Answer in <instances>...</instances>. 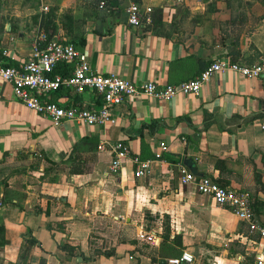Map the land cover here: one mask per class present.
Returning <instances> with one entry per match:
<instances>
[{
    "label": "crops",
    "instance_id": "0c3cea01",
    "mask_svg": "<svg viewBox=\"0 0 264 264\" xmlns=\"http://www.w3.org/2000/svg\"><path fill=\"white\" fill-rule=\"evenodd\" d=\"M132 1L152 7L149 26H127ZM53 2L46 16L31 0H0L1 63L25 61L39 32L74 42L92 71L135 84L192 79L229 51L248 64L264 56V0ZM71 70V62L58 63L53 72ZM50 98L100 101L93 90L64 87ZM116 141L148 160V171L134 177L126 159L111 172L107 146ZM183 157L202 176L246 192L264 222V73L215 72L198 95L128 96L93 125H54L0 80V264H162L182 251L191 264H264V238L179 181Z\"/></svg>",
    "mask_w": 264,
    "mask_h": 264
},
{
    "label": "built area",
    "instance_id": "2783aa9c",
    "mask_svg": "<svg viewBox=\"0 0 264 264\" xmlns=\"http://www.w3.org/2000/svg\"><path fill=\"white\" fill-rule=\"evenodd\" d=\"M180 1L174 0L175 3ZM124 16L125 23L130 28L147 27L152 21V7L132 1L126 6ZM31 49L29 57L17 65H3L0 62V80L10 85L19 103L40 116L49 118L54 125L65 120H74L87 125L104 124L110 119L111 107L132 95L143 94L159 99L168 98L176 93L198 95L202 83L212 73L225 69L244 77H257L264 73V56L246 65L232 63L227 57H222L215 58L194 78L186 81L162 85L153 81L135 84L114 74L92 71L84 53L76 49L71 42L63 41L57 36H48L45 32H39L32 42ZM2 54L5 55V51H2ZM69 62L72 63V70L68 75L53 72L58 63ZM62 87L69 89L73 94H80L86 89L93 90L100 99L99 104L97 107H92L51 100L50 95ZM96 147L99 150L104 149V141H99ZM107 148L112 155L109 164L111 172L118 171L126 159L133 166L134 177H139L148 171L149 161L140 160L135 154L131 155L122 141L108 143ZM164 151L166 145L160 141L153 158L161 159ZM179 181L182 184L191 183L199 194L210 197L217 206L228 209L245 224L249 234L264 238V223L255 218L250 197L246 192L223 186L207 176L196 177L182 164L179 165ZM256 261L260 263L261 259L256 258ZM191 263V255L182 251L178 256L166 258L162 264Z\"/></svg>",
    "mask_w": 264,
    "mask_h": 264
},
{
    "label": "rangeland",
    "instance_id": "374dc122",
    "mask_svg": "<svg viewBox=\"0 0 264 264\" xmlns=\"http://www.w3.org/2000/svg\"><path fill=\"white\" fill-rule=\"evenodd\" d=\"M53 1L54 0H43V1L41 0V1L35 2L34 0H31V4L40 6L42 9V12L46 13V16H50V15H53V11L55 10V9L53 10V8L56 7V6H54ZM102 4L103 3L100 2L99 5L101 6ZM45 5L47 6L46 10H45V7H46ZM102 7H103V5H102Z\"/></svg>",
    "mask_w": 264,
    "mask_h": 264
},
{
    "label": "water",
    "instance_id": "95a60500",
    "mask_svg": "<svg viewBox=\"0 0 264 264\" xmlns=\"http://www.w3.org/2000/svg\"><path fill=\"white\" fill-rule=\"evenodd\" d=\"M181 163L194 176H196V177H201L202 176V173L197 171L193 158H191V157H183Z\"/></svg>",
    "mask_w": 264,
    "mask_h": 264
},
{
    "label": "trees",
    "instance_id": "16d2710c",
    "mask_svg": "<svg viewBox=\"0 0 264 264\" xmlns=\"http://www.w3.org/2000/svg\"><path fill=\"white\" fill-rule=\"evenodd\" d=\"M47 34V33H46ZM48 36H51V35H49V34H47ZM73 45H74V47L76 46V44L74 43V42H71ZM226 55H228V59H229V61L230 62H232V63H238V64H244V65H246V64H248V63H242V62H240L239 60H238V56H237V54L236 53H234L233 51H229V52H227V53H225ZM3 65H7V64H3ZM263 164H264V159H263ZM220 163V162H219ZM221 164V163H220ZM219 184H221V185H223L222 183H219ZM251 200V199H250ZM251 207H252V209H253V212L255 211L254 210V201H252L251 202ZM264 223V222H263ZM252 238H258L257 236H252Z\"/></svg>",
    "mask_w": 264,
    "mask_h": 264
}]
</instances>
